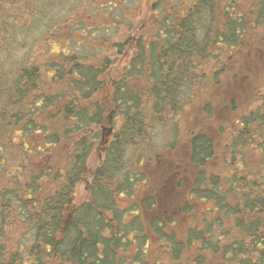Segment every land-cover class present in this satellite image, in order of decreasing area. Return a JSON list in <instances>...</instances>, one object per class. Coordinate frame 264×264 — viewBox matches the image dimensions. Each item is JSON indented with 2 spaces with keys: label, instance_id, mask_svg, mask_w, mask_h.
Masks as SVG:
<instances>
[{
  "label": "trees",
  "instance_id": "1",
  "mask_svg": "<svg viewBox=\"0 0 264 264\" xmlns=\"http://www.w3.org/2000/svg\"><path fill=\"white\" fill-rule=\"evenodd\" d=\"M189 2L153 6L147 37L134 38L140 67L134 62L127 72L112 73L104 54L83 60L67 47L45 64L20 67L11 78L0 75V264H264V88L230 121L229 158L221 164L228 171L210 167L215 140L191 128L192 111L199 105L212 114L214 105L192 107L191 97L185 113L179 99L185 88H201V80L204 99L226 89L239 53L264 48V0ZM94 18L95 26L83 28L86 41L103 25L101 15ZM97 45L95 51L122 48ZM148 64L147 79L139 80L136 72L144 74L141 67ZM166 116L178 121L170 156L187 138L184 157L171 162L159 154L157 162L130 171L128 151L150 142L152 127ZM96 150L101 156L91 170ZM191 167L194 177L185 189ZM87 177V199L77 201L76 190ZM148 180L145 190H154L149 196L128 194V183L136 190ZM123 199L140 223L137 253L123 246L133 242L120 217L124 211L107 215ZM20 234L32 239L24 252ZM154 234L162 254L153 249Z\"/></svg>",
  "mask_w": 264,
  "mask_h": 264
},
{
  "label": "rangeland",
  "instance_id": "2",
  "mask_svg": "<svg viewBox=\"0 0 264 264\" xmlns=\"http://www.w3.org/2000/svg\"><path fill=\"white\" fill-rule=\"evenodd\" d=\"M113 1L109 6H102L108 3V0H0V75L11 78L20 67L30 64H45L50 59L49 57L55 58V55H58L60 51L65 50L67 47L71 48L72 52L83 60L86 56L93 57V54H95V58H97L104 54L103 56L109 58V63L112 62V65H109L111 66L110 72L112 71V73L115 71L116 73H121L122 71L127 72V67L129 65L131 66L134 62L136 66L140 67L142 62L140 48H136L134 38L144 34L147 37L149 32V25L147 24L152 18V11H154L152 8L153 6H157L161 0ZM169 1L175 7H181L182 4L190 3L189 0ZM96 14L98 16L101 15L103 25L96 31L95 37L87 38L89 41H86L85 34L89 36V33L88 30L84 32L83 28L85 26H95L94 24L92 25V22L95 21L94 16ZM147 16H150V19ZM91 31L94 30L91 29ZM151 32L154 33L153 30ZM68 38H71V40L68 41ZM129 40V47L127 46L128 48L125 49ZM83 41L86 43V46L79 44ZM100 42L105 44L114 42V44L122 48L120 50L119 48L112 50L113 48L108 47L95 51L94 48H100V45H97ZM121 50L122 52H120ZM113 52L117 53V57L114 56ZM233 63L237 65V68L235 75L229 81L226 89L214 91L207 99H204L206 91L201 90V88L204 87L206 81L201 80L200 82L203 83L201 88L197 87V91H193V89L191 91L185 88L179 98L182 105H186L185 113L190 111L191 105L188 107L189 101H192V107L197 104H203L204 102H210L214 105L215 108L212 107V114L204 112L202 106H196L198 109L192 111L193 117L191 118L196 123L192 124L191 128L194 131L197 129V131H201L203 129L214 138L217 146V154L212 159L210 167L219 170L222 168V170L224 169L223 171H228V166L223 167L221 164L225 159V151L229 144V128L233 125L230 121L235 119L241 111L250 107L254 96L257 95V99H259L262 95L263 89L261 88H264V48L259 51L246 48L239 53ZM133 67L128 72H131ZM141 68L145 69V73L141 74L140 71H137V78L139 79V77L145 76L147 79L149 64L148 68ZM189 98L191 100L188 101ZM232 100H234V103H232ZM233 105L239 110L235 114ZM177 122V120L168 118V116L164 117L162 122L155 123L154 127H152L150 142L137 146L136 150L128 151V167L130 171L136 173L140 170L142 168L139 165L140 163L144 164L147 161L157 162L156 156L159 154L169 156L171 162H176L174 160L175 157L178 162L182 160L186 153L187 138L180 139L175 154L170 156L172 147L176 146V136L179 133ZM110 125V121L105 124L107 129H111ZM190 125L186 128L188 132H190ZM98 151L96 150V156L94 155L91 160V170L99 163L98 158L101 154ZM11 156L10 149L4 152L6 159L9 160ZM226 158L228 161L229 157L226 156ZM14 159L18 160L17 152L15 151ZM15 164L17 166L18 163L15 162ZM148 166L149 169H155L154 166ZM125 172L122 171L118 174L121 179L125 177ZM194 173L195 170L192 167L188 169L190 176L187 175L188 180L184 181L185 189H190V183L194 177L192 174ZM219 173L221 172L219 171ZM90 181L91 178L87 177L84 182L79 184L76 190L77 201L83 202L87 199V186ZM149 183L150 180L145 184L138 182L136 190L131 185L129 186L128 183L126 190L128 194L132 195L134 194L132 191H134L137 197H139L140 193L141 196H147V194L149 196L154 192L150 185L145 190V187ZM154 184L156 185V183ZM138 188H140V192ZM136 199L138 200V198ZM121 201L123 205H118L110 209L107 211V215L108 217H113L116 213L120 216L117 210L124 211H122L123 218L122 216L120 217L127 224L124 228L132 230V233L130 231L126 233V237L128 239L133 238V242L131 244L126 243L123 246L126 247L128 253H137L139 250L138 242L140 239L138 236L141 230L140 223L135 218V213L131 212L130 202L125 199ZM164 210L165 212L168 211L167 208ZM190 221V224L194 222L193 219H190ZM180 222L183 223L184 220L180 219ZM185 224L189 225L188 223ZM153 236L157 243L153 246V249L157 253L162 254L164 252V246L160 244L155 234ZM23 239L26 243L20 241L19 244L21 245L20 251L22 250L24 252L27 250L26 246L29 245V241H32V239L28 241V238L20 234V240ZM122 253L123 255H127L126 252ZM164 258H167L166 255H164Z\"/></svg>",
  "mask_w": 264,
  "mask_h": 264
},
{
  "label": "water",
  "instance_id": "3",
  "mask_svg": "<svg viewBox=\"0 0 264 264\" xmlns=\"http://www.w3.org/2000/svg\"><path fill=\"white\" fill-rule=\"evenodd\" d=\"M110 131H112V129H110Z\"/></svg>",
  "mask_w": 264,
  "mask_h": 264
}]
</instances>
